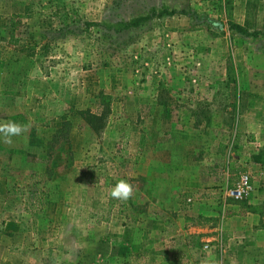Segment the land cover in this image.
Segmentation results:
<instances>
[{"label":"rangeland","instance_id":"rangeland-1","mask_svg":"<svg viewBox=\"0 0 264 264\" xmlns=\"http://www.w3.org/2000/svg\"><path fill=\"white\" fill-rule=\"evenodd\" d=\"M247 93L264 0H0V123L27 126L0 135V264H264L253 192L225 195L264 159L237 131Z\"/></svg>","mask_w":264,"mask_h":264},{"label":"crops","instance_id":"crops-1","mask_svg":"<svg viewBox=\"0 0 264 264\" xmlns=\"http://www.w3.org/2000/svg\"><path fill=\"white\" fill-rule=\"evenodd\" d=\"M244 84H248V79L244 80ZM243 83V82H242ZM244 97V107L239 118L238 132L245 134L244 138L247 140L249 148L258 147L264 149V98L260 101L252 100V95L247 93ZM262 109L260 117L256 115L253 110L256 105ZM250 181L253 187V194L248 200L249 207L242 213L245 220H242V226L244 227H256L259 228L264 224V208H260L258 204L264 201V159L263 156H259L257 152H251L248 158ZM256 205L258 207H256ZM259 209V210H258ZM226 211V207L223 209ZM236 214V212H233ZM260 222V223H259ZM256 253V252H253Z\"/></svg>","mask_w":264,"mask_h":264},{"label":"clouds","instance_id":"clouds-1","mask_svg":"<svg viewBox=\"0 0 264 264\" xmlns=\"http://www.w3.org/2000/svg\"><path fill=\"white\" fill-rule=\"evenodd\" d=\"M26 131V125L14 121L0 123V135L3 136L4 142L9 145L13 143L12 137L21 136ZM133 191V186L127 180L121 179L112 187L109 195L113 199L127 201L132 197Z\"/></svg>","mask_w":264,"mask_h":264},{"label":"built area","instance_id":"built-area-1","mask_svg":"<svg viewBox=\"0 0 264 264\" xmlns=\"http://www.w3.org/2000/svg\"><path fill=\"white\" fill-rule=\"evenodd\" d=\"M252 191L250 176L246 172H240L232 185L225 190V195L234 200L245 198Z\"/></svg>","mask_w":264,"mask_h":264},{"label":"trees","instance_id":"trees-1","mask_svg":"<svg viewBox=\"0 0 264 264\" xmlns=\"http://www.w3.org/2000/svg\"><path fill=\"white\" fill-rule=\"evenodd\" d=\"M174 13L173 10H166V9H161L158 12H156V16H162V15H172ZM149 18V15H144V16H139L135 18L131 23L129 24H124V25H132V26H137L141 21L146 20ZM84 26H87L89 22H81ZM228 29L234 30L236 33L243 35L245 37H250V38H255L258 35H260V32L257 31H247L244 29L241 25L237 23H230L228 24Z\"/></svg>","mask_w":264,"mask_h":264}]
</instances>
